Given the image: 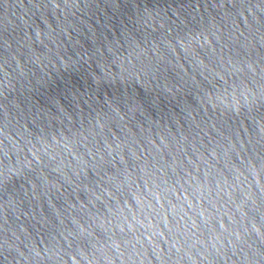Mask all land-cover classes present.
<instances>
[{"label": "water", "instance_id": "95a60500", "mask_svg": "<svg viewBox=\"0 0 264 264\" xmlns=\"http://www.w3.org/2000/svg\"><path fill=\"white\" fill-rule=\"evenodd\" d=\"M0 264H264V0H0Z\"/></svg>", "mask_w": 264, "mask_h": 264}]
</instances>
